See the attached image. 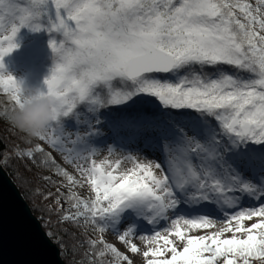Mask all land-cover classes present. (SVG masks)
Here are the masks:
<instances>
[{
  "label": "snow or ice",
  "instance_id": "snow-or-ice-1",
  "mask_svg": "<svg viewBox=\"0 0 264 264\" xmlns=\"http://www.w3.org/2000/svg\"><path fill=\"white\" fill-rule=\"evenodd\" d=\"M23 2L0 0V69L18 47L20 28L61 34L49 41L55 63L46 90L39 89L54 115L34 138L40 143L25 139L30 146L0 154V168L14 157L63 178L55 194L34 192L52 199L48 210L59 222L96 234L86 240L89 264H133L132 256L141 254L133 239L141 230L152 233L139 237L145 264H264V0ZM24 88L0 72L10 111L25 102ZM113 106L127 112L105 117L103 110ZM102 124L129 132L130 142L159 148L164 159L129 154L113 161L110 146L97 161L92 143ZM122 161L132 166L119 171ZM85 187L91 195L77 191ZM245 201L254 206L243 207ZM204 204L223 213L224 226L190 235L189 228L215 227L210 215L197 214L213 211ZM108 231L125 251L105 240Z\"/></svg>",
  "mask_w": 264,
  "mask_h": 264
},
{
  "label": "trees",
  "instance_id": "trees-1",
  "mask_svg": "<svg viewBox=\"0 0 264 264\" xmlns=\"http://www.w3.org/2000/svg\"><path fill=\"white\" fill-rule=\"evenodd\" d=\"M21 6H27V0H24V2L21 3ZM51 35L57 36V33H50L48 31L45 37L50 38ZM57 38H59L58 41L62 39L60 36H57ZM48 46L50 47L49 44ZM46 56L47 57L45 58L42 57L39 59L36 64L43 65L45 67L54 65L55 57L52 49ZM223 67L224 70L229 73L234 71L230 66ZM0 72L2 71L0 70ZM242 75L247 78L249 74L243 73ZM10 109L11 103L8 101L7 95L0 92V113L5 112L6 110L10 112ZM103 111L105 112V117L110 113L115 116H119L127 112L125 108L121 109L120 106H113ZM105 117H101V119L103 120ZM25 139H33V143H39L38 140L26 136L17 128H13L7 117H0V154L7 153L9 156H12L14 146H30L24 143ZM46 150L50 151L47 148ZM4 169L8 172L23 196L29 202L34 214L42 220L41 222L46 232L52 233L51 236L49 234L48 235L59 245L62 257L64 258L66 264H89V257L86 253L90 251V248L86 240L90 236L95 237L96 234L91 230L81 232L79 229L72 228L71 225L59 222L57 214L49 213L48 210V205L52 203V199L45 200L41 195H37L34 192V189H40L44 193L52 192L55 194L56 189L60 186V183L64 182L63 178L56 175L54 171L50 169L38 168L33 166L31 162H22L14 157L9 160L8 165L4 166ZM41 175L50 176L52 181L55 183L44 181L40 178ZM61 191H65V189H61ZM103 259L108 261L111 260L112 257L109 254Z\"/></svg>",
  "mask_w": 264,
  "mask_h": 264
},
{
  "label": "rangeland",
  "instance_id": "rangeland-1",
  "mask_svg": "<svg viewBox=\"0 0 264 264\" xmlns=\"http://www.w3.org/2000/svg\"><path fill=\"white\" fill-rule=\"evenodd\" d=\"M47 28H42L39 31H32L28 27H22L18 31L15 41L18 44V47L13 49L10 53L3 57V65L4 67L0 69L2 72L10 73L18 80H22L25 83V87L29 86L32 88H38L42 90V85L45 81V78L50 75V70L54 65L50 67H45L43 65L36 64L39 59L42 57H47V53L51 51V48L48 46L49 41L51 39H56L58 41L59 38L57 36L62 35L57 33L56 35H51L50 38H46ZM8 33H5V35ZM30 63H29V61ZM121 109H124L120 106ZM100 127V131L102 136L93 138L92 146L97 148V155L94 157L97 161L104 159L108 156V147H113L115 149L114 154L109 157L111 160L120 159L126 155H134L141 161H155L161 162L164 159V156L159 148H145L143 140H137L132 144L128 140L129 132L125 130H121L118 133H114V131L107 126V124H102ZM69 130L74 131L71 127ZM81 133L87 131L86 128L81 127L79 129ZM119 137V138H118ZM40 143V141H38ZM127 142V143H125ZM45 148L49 149L53 152L56 160L62 164L70 173L76 175L74 168L71 165L65 164L61 159L59 153L51 149L47 144L43 145ZM136 147L138 150H133ZM154 151L156 150L158 156L156 158L149 159L145 154L141 151ZM137 151L141 152L138 153ZM143 153V154H142ZM132 166L130 161H122L119 171H124L127 168ZM82 195L89 196L91 193L88 191L87 187L83 189H77ZM42 221V220H41ZM43 225V224H42ZM44 227V226H43ZM148 227V226H146ZM161 230V229H160ZM162 231V230H161ZM150 235L152 233H149ZM231 236V234L229 235ZM105 240L109 243H113L119 248L121 251H125V246L118 241V237L116 233L112 231H108L104 234ZM136 239H133V242L136 243ZM141 250L140 255H133V264H145L144 258L142 257L143 251L146 250V243L138 244Z\"/></svg>",
  "mask_w": 264,
  "mask_h": 264
},
{
  "label": "water",
  "instance_id": "water-1",
  "mask_svg": "<svg viewBox=\"0 0 264 264\" xmlns=\"http://www.w3.org/2000/svg\"><path fill=\"white\" fill-rule=\"evenodd\" d=\"M0 264H66L59 245L4 167L0 168Z\"/></svg>",
  "mask_w": 264,
  "mask_h": 264
},
{
  "label": "clouds",
  "instance_id": "clouds-1",
  "mask_svg": "<svg viewBox=\"0 0 264 264\" xmlns=\"http://www.w3.org/2000/svg\"><path fill=\"white\" fill-rule=\"evenodd\" d=\"M25 102L8 114L9 122L30 138L46 131L53 119L52 101L38 88H24Z\"/></svg>",
  "mask_w": 264,
  "mask_h": 264
},
{
  "label": "bare ground",
  "instance_id": "bare-ground-1",
  "mask_svg": "<svg viewBox=\"0 0 264 264\" xmlns=\"http://www.w3.org/2000/svg\"><path fill=\"white\" fill-rule=\"evenodd\" d=\"M125 143H127V142H125ZM129 144H132V142L129 143ZM154 151H156V150H154ZM242 206L243 207L254 206V202L245 201ZM256 206H258V205H256ZM202 207L205 210H207V209H213V211L211 213H209L208 211H203V212H200V213H197V214H208V215H210V218L213 220V222L215 224V227L214 228H209V229H191V228H189L188 229V234H190V235H205V234H207L209 232L217 231L221 227L224 226L225 217H224L223 213L215 211L214 208H213V206L210 205V204H204V205H202ZM236 210H239V209H236ZM179 214H185V213L184 212H181ZM186 218H191V217L190 216H186ZM256 219L257 218H254L252 221H245V226H249L251 223L255 222ZM165 226H167V224H165V223L162 222L161 225L159 226V229L158 230H160V229L163 230V228ZM149 233H151V232L150 231H143V230L138 231L136 233V236H135L136 243L137 244L144 243V241L140 240L139 237L142 236V235H150ZM230 234L231 233H226L225 236H229ZM178 244H179V242H178Z\"/></svg>",
  "mask_w": 264,
  "mask_h": 264
}]
</instances>
